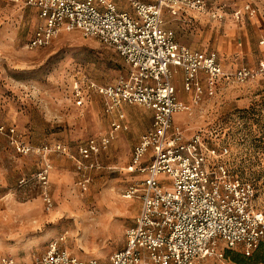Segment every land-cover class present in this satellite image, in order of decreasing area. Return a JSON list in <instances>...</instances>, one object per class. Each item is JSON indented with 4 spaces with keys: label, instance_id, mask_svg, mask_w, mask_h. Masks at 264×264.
I'll use <instances>...</instances> for the list:
<instances>
[{
    "label": "rangeland",
    "instance_id": "obj_1",
    "mask_svg": "<svg viewBox=\"0 0 264 264\" xmlns=\"http://www.w3.org/2000/svg\"><path fill=\"white\" fill-rule=\"evenodd\" d=\"M115 1L130 9L128 0ZM204 1L206 13L166 12V27L178 43L215 56L227 71L246 67L251 75L221 82L215 96L197 104L177 74L178 99L189 109L176 123L187 135L203 129L228 140L231 168L253 182L255 208L264 213V0ZM38 21L35 10L0 1V257L29 264L58 239L79 258L107 264L125 245L139 210V200L126 199L124 191L135 179L128 171L131 150L148 130L150 112L126 106L122 129L99 156L101 168L81 181L78 146L111 131L103 99L88 82L113 83L127 68L113 48L78 31L31 49ZM77 82L81 105L74 96ZM58 143L69 154L37 151ZM18 144L32 150L23 152ZM242 257L233 250L222 263L207 258L198 264H239L234 258Z\"/></svg>",
    "mask_w": 264,
    "mask_h": 264
},
{
    "label": "built area",
    "instance_id": "obj_2",
    "mask_svg": "<svg viewBox=\"0 0 264 264\" xmlns=\"http://www.w3.org/2000/svg\"><path fill=\"white\" fill-rule=\"evenodd\" d=\"M31 8L38 15L28 46L50 45L62 33L78 31L113 48L123 59L127 75L113 83L88 87L103 99L111 131L78 146L76 169L81 181L100 169V154L115 139L126 119L124 107L151 111L153 122L133 147L128 171L135 177L125 189L126 199H138L140 210L126 231L125 245L112 253L107 264H198L225 259L228 249L250 256L264 241V213L255 208L257 190L251 180L231 168L230 144L212 131L187 135L175 117L189 109L178 99L175 76L199 103L215 96L221 82H244L246 67L227 71L215 56L177 42L166 27L165 13L176 10L207 12L204 0H128L120 9L115 0H0ZM208 14L222 19L215 11ZM79 82L77 104L83 102ZM23 152L32 150L18 144ZM69 154L64 144H43L37 151ZM0 264H20L10 256ZM29 264H102L71 253L61 240Z\"/></svg>",
    "mask_w": 264,
    "mask_h": 264
},
{
    "label": "trees",
    "instance_id": "obj_3",
    "mask_svg": "<svg viewBox=\"0 0 264 264\" xmlns=\"http://www.w3.org/2000/svg\"><path fill=\"white\" fill-rule=\"evenodd\" d=\"M231 251H233V250H231V249L226 250L225 258L229 256ZM241 255L243 256L241 260H235V258H234V261L238 262L239 264H261V263L264 264V241L260 244L258 249H256L252 253V255L245 256L242 253H241Z\"/></svg>",
    "mask_w": 264,
    "mask_h": 264
},
{
    "label": "crops",
    "instance_id": "obj_4",
    "mask_svg": "<svg viewBox=\"0 0 264 264\" xmlns=\"http://www.w3.org/2000/svg\"><path fill=\"white\" fill-rule=\"evenodd\" d=\"M187 10H189V9H187ZM186 11V10H185ZM184 11V12H185ZM189 11H193V10H189ZM188 12V11H187ZM194 12H196V11H194ZM197 13V12H196ZM177 74H180L181 75V71H178V73ZM176 74V75H177ZM175 78H176V76H175ZM181 80H182V75H181ZM181 83H182V81H181ZM177 86V85H176ZM177 89H178V87H177ZM183 89V88H182ZM182 91H184V90H182ZM184 93H185V91H184ZM127 107H125L124 109H126ZM149 111V110H148ZM150 112V116H151V124H152V122H153V115H152V113H151V111H149ZM175 120H176V117H175ZM151 124H150V126H151ZM149 126V127H150ZM149 129V128H148ZM133 150V149H132ZM132 150H131V153H132ZM130 159H131V157H130ZM139 210H140V203H139ZM139 210H138V213H139ZM138 213H137V215H138ZM136 215V216H137Z\"/></svg>",
    "mask_w": 264,
    "mask_h": 264
}]
</instances>
